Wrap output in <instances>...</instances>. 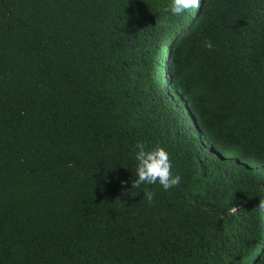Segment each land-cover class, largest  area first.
<instances>
[{"label": "trees", "instance_id": "obj_1", "mask_svg": "<svg viewBox=\"0 0 264 264\" xmlns=\"http://www.w3.org/2000/svg\"><path fill=\"white\" fill-rule=\"evenodd\" d=\"M170 4L0 0V264H264V0Z\"/></svg>", "mask_w": 264, "mask_h": 264}, {"label": "clouds", "instance_id": "obj_2", "mask_svg": "<svg viewBox=\"0 0 264 264\" xmlns=\"http://www.w3.org/2000/svg\"><path fill=\"white\" fill-rule=\"evenodd\" d=\"M201 0H171V4L165 8L166 12H170L174 16H180L190 9H200ZM159 27L167 29L169 27L167 18L159 22ZM204 46L211 50L213 43L211 40H206ZM136 165V178L132 181L131 190L122 191V196H134L132 189H139L142 185L159 184L165 191L180 185L182 177L179 174H174L172 171L173 163L169 153L164 147L159 145L149 149L143 142L138 141L133 146ZM72 167L70 163L68 165ZM127 182L122 181L121 186ZM144 197L149 204L154 202L156 193L147 188L144 189ZM121 201V200H120ZM258 207L264 210V201H260ZM229 215H235L238 209L234 206L228 210Z\"/></svg>", "mask_w": 264, "mask_h": 264}]
</instances>
